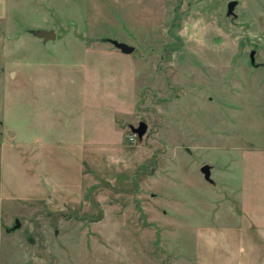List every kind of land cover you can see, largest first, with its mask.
<instances>
[{"label":"rangeland","instance_id":"obj_1","mask_svg":"<svg viewBox=\"0 0 264 264\" xmlns=\"http://www.w3.org/2000/svg\"><path fill=\"white\" fill-rule=\"evenodd\" d=\"M229 1L6 0L0 264H264V0Z\"/></svg>","mask_w":264,"mask_h":264},{"label":"water","instance_id":"obj_2","mask_svg":"<svg viewBox=\"0 0 264 264\" xmlns=\"http://www.w3.org/2000/svg\"><path fill=\"white\" fill-rule=\"evenodd\" d=\"M236 4H237V0H231V1L228 2V4H227V14L228 15L233 12V8L235 7ZM31 33L34 36L43 39V41L53 40V39H55V36H56L55 31L52 30V29H49V30L42 29V28L31 29ZM104 40L106 42H109L115 48L119 49L122 53L129 54V53L134 51V47L132 45L127 44L126 42L119 41L117 39L110 38V37H105ZM249 56H250L251 63H253L254 62V50H252L250 52ZM132 130L137 136H141L146 130V123L143 122V121H140L138 126L136 128H133ZM9 134L12 135L13 132L10 131ZM200 171L203 173L204 178L209 180L210 166L208 164H203L200 167ZM42 184L46 187L47 191H51L52 188H51V186L49 184H47L45 181H42ZM18 227H19V222L16 219L15 220V224L11 228V230H14V229H16Z\"/></svg>","mask_w":264,"mask_h":264},{"label":"crops","instance_id":"obj_3","mask_svg":"<svg viewBox=\"0 0 264 264\" xmlns=\"http://www.w3.org/2000/svg\"><path fill=\"white\" fill-rule=\"evenodd\" d=\"M5 4H6V0H0V16L3 15ZM261 218H262L261 215H259L258 219L260 220ZM259 222H261V221H257V225L254 227V229L258 230L260 232V234H262V239L264 240V225L262 223L259 224ZM249 228H250V226L246 227V229H248V230H249ZM248 239H250V237H248Z\"/></svg>","mask_w":264,"mask_h":264}]
</instances>
